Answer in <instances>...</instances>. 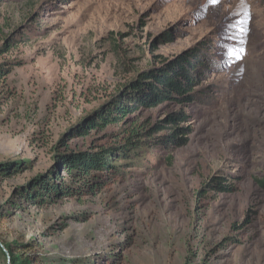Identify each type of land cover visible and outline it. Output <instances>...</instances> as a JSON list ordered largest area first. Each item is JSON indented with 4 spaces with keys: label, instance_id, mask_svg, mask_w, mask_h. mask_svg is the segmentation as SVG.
<instances>
[{
    "label": "rangeland",
    "instance_id": "rangeland-1",
    "mask_svg": "<svg viewBox=\"0 0 264 264\" xmlns=\"http://www.w3.org/2000/svg\"><path fill=\"white\" fill-rule=\"evenodd\" d=\"M192 51L193 102L88 129L139 71ZM0 65V171L20 164L0 175V243L30 264H264V0H0ZM182 109L194 131L173 156L120 150ZM104 148L112 171L65 170ZM214 175L236 190L198 194ZM38 178L76 192L20 195Z\"/></svg>",
    "mask_w": 264,
    "mask_h": 264
},
{
    "label": "trees",
    "instance_id": "trees-1",
    "mask_svg": "<svg viewBox=\"0 0 264 264\" xmlns=\"http://www.w3.org/2000/svg\"><path fill=\"white\" fill-rule=\"evenodd\" d=\"M196 52L190 54L180 55L172 61H165L160 66H151L147 69L139 71L137 75L127 82L123 89L119 90V95L111 102L109 107L103 112L98 113L99 121L97 123L91 122L89 128L93 126H106L110 123H117L129 114L137 111L139 108L153 109L166 102H172L179 105H188L196 99V90L204 81L203 75L205 70L202 69V60L199 62L196 57ZM192 56L194 58H192ZM199 59V58H198ZM201 59V58H200ZM11 70L0 65V80L3 79ZM168 124L171 128L167 132H161L167 129L166 126L156 125V130L146 132L149 137L147 140H134L135 138L142 137L141 132H133L126 139L120 150L124 153L136 151L137 156H140L139 149H143L141 145H147L149 142H154L156 147L170 153L173 156L174 152L190 141V136L194 131L191 120V115L187 111L179 110L170 114ZM161 127V128H158ZM87 131V130H86ZM160 131V133H159ZM155 133H159L154 136ZM63 141V140H62ZM118 149L104 148L98 154H90L88 151H69V154L63 157L65 170L73 172L74 170L79 175L87 177L91 170H105L112 171L115 163L111 160L112 154ZM18 165V166H17ZM0 171V175L5 176L10 173L19 171L18 163H9ZM10 167H15L14 171H9ZM47 179H36L34 186L42 184L45 188L46 194L38 192L32 195V189H22L20 195L25 198L34 199L42 204H46L52 200V195L59 196L60 194L71 195L76 192L72 184H67L66 181L61 179V183L47 182ZM233 181L228 182L223 176L214 175L205 181L202 187L198 190V194L202 192L208 193L214 191L216 193H231L236 190ZM264 186V180L260 181ZM28 192V194H26ZM43 195H46L43 196ZM8 264H30L29 259H24L19 250L13 248L12 244L0 245V264L1 261Z\"/></svg>",
    "mask_w": 264,
    "mask_h": 264
},
{
    "label": "snow or ice",
    "instance_id": "snow-or-ice-1",
    "mask_svg": "<svg viewBox=\"0 0 264 264\" xmlns=\"http://www.w3.org/2000/svg\"><path fill=\"white\" fill-rule=\"evenodd\" d=\"M218 0H208V3L210 4H216ZM241 4H244V0H241Z\"/></svg>",
    "mask_w": 264,
    "mask_h": 264
},
{
    "label": "water",
    "instance_id": "water-1",
    "mask_svg": "<svg viewBox=\"0 0 264 264\" xmlns=\"http://www.w3.org/2000/svg\"><path fill=\"white\" fill-rule=\"evenodd\" d=\"M0 245L3 247V244L2 243H0Z\"/></svg>",
    "mask_w": 264,
    "mask_h": 264
}]
</instances>
